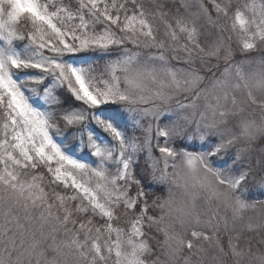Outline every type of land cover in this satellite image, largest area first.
<instances>
[{"label":"snow or ice","instance_id":"1","mask_svg":"<svg viewBox=\"0 0 264 264\" xmlns=\"http://www.w3.org/2000/svg\"><path fill=\"white\" fill-rule=\"evenodd\" d=\"M0 264H264V0H0Z\"/></svg>","mask_w":264,"mask_h":264},{"label":"rangeland","instance_id":"2","mask_svg":"<svg viewBox=\"0 0 264 264\" xmlns=\"http://www.w3.org/2000/svg\"><path fill=\"white\" fill-rule=\"evenodd\" d=\"M257 55H259V54H257ZM259 211H260L259 209L256 210L257 213H258ZM250 214H252V213H250Z\"/></svg>","mask_w":264,"mask_h":264},{"label":"trees","instance_id":"3","mask_svg":"<svg viewBox=\"0 0 264 264\" xmlns=\"http://www.w3.org/2000/svg\"><path fill=\"white\" fill-rule=\"evenodd\" d=\"M143 163H144L143 161H140V164H141L142 166H143Z\"/></svg>","mask_w":264,"mask_h":264}]
</instances>
